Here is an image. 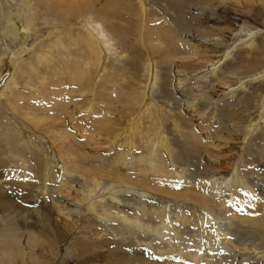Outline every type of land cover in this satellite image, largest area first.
<instances>
[{"label": "rangeland", "instance_id": "obj_1", "mask_svg": "<svg viewBox=\"0 0 264 264\" xmlns=\"http://www.w3.org/2000/svg\"><path fill=\"white\" fill-rule=\"evenodd\" d=\"M88 14L109 51L94 36L98 53L89 47ZM16 15L30 30L17 38ZM177 42L201 53L171 59ZM0 60V250L11 248L0 264H264V223L229 203L203 211L75 165L136 178L151 159L175 180L213 179L264 203V0H0ZM34 113L62 125L35 126ZM168 213L174 230L161 237Z\"/></svg>", "mask_w": 264, "mask_h": 264}, {"label": "bare ground", "instance_id": "obj_2", "mask_svg": "<svg viewBox=\"0 0 264 264\" xmlns=\"http://www.w3.org/2000/svg\"><path fill=\"white\" fill-rule=\"evenodd\" d=\"M261 1H263V0H261ZM12 17L14 19L10 20V25H9L10 28L8 29V31L11 32V34L15 38L19 37V35L20 36L22 34L24 35L25 33H28L30 31L29 28L26 27L25 21L18 19V15L12 16ZM17 20L19 21V23H17ZM21 21H22V24H21ZM78 23H79L78 24L79 27L83 26L84 28H86V31L89 34L88 36H86L87 40H88L87 43L89 44V47L94 52V54L98 53V50H97L98 46L95 44L96 41H97V44L99 45V47L101 48V51H103L104 53H105V51L110 50V48L107 47L106 45L113 44L114 41H113V38L109 35V33L106 31V29L104 28V26L102 24L98 23V21L92 20L91 16L89 14L86 17L80 19L78 21ZM71 29L66 30V31H71ZM145 31L146 32H145L144 38H145L146 44L148 46H150L151 48L157 47V42L160 43L159 40L161 41V38H158V35H156V33L148 31L147 28H145ZM148 32H150V33L148 34ZM89 36H91V38H88ZM93 36L96 39V41L92 39ZM24 37H27V36H24ZM164 40H162V43H164ZM165 47H168V46H165ZM165 47H164V50H165ZM157 49H159V47ZM165 51H167L166 54L171 59H177V58L186 59V58H191L192 55L198 56L201 53V46L198 44H192L189 42H185V43L177 42L176 47H175V45H173L170 48H166ZM189 54H192V55H189ZM1 61L2 60H0V62ZM14 61L15 60H13V62ZM3 73H4V70L0 67V80L3 76ZM0 89H2V88H0ZM52 94H54V93H52ZM45 99H47V98H45ZM56 104H59V103H57V101L52 102L49 99L46 102V105L49 107L56 105ZM59 106L64 108L68 105L61 103V104H59ZM147 106L148 105L145 104V108H147ZM90 110H91V108H90ZM74 112L75 111L73 110L72 113H74ZM57 113L56 114L48 113V114H44V116H37L34 113L31 116L30 120L33 122V124L35 126L38 124L43 125V124L48 123V122L55 124V123L61 122V119L58 117ZM66 113H67V111H66ZM74 115L71 114V116H70L71 117L70 119L71 120L73 119L72 122H75L76 117H74ZM63 116H64V114H63ZM25 117H26V115H25ZM59 125H62V122ZM105 130H107V132L109 131V129H107V128ZM131 143L133 144V142H131ZM168 150H167V154L168 153L170 154V152ZM153 156H157V154H154ZM170 157H171V155H170ZM70 160L73 161L74 159L70 158ZM157 161H155V162H157ZM75 165L77 167V171H80L87 176H92L96 183L98 181L99 182L100 181H106L107 183L110 182L112 184H116V185H119L121 187L125 186V187H128L129 189H137V190L145 189L148 192L153 193L154 195H157V196L172 197L178 201H183L185 203L192 204L193 206L198 207L203 211L207 210V209L210 210L212 207H215V206H224L226 203H229L230 204V212L232 214H235L236 216L238 215L239 217H241L245 220H249V221L255 220V221H259V223H264V203L255 199L252 196L250 190H247L248 195H247V197L243 198V200H242L243 202H242L239 200V198H238L239 196H238V194H236L234 192V190L232 193H228L226 190V188H228V187L225 186L226 188H224V187H222L223 185L216 184V181L213 179L209 180V181L202 179L196 183L194 180V184L186 182L187 179L184 182H182L181 179L175 180V178L173 177L175 172L168 170V168L164 167V165H162L161 169L157 170L156 165L153 166V160H151V159H150V162H145L144 165L142 164V160H140V165H143L144 168H150L153 166L154 171H157V172H154L153 174H155L157 177H154V176L151 177L149 175V172H148L149 169H147L145 171L144 168H140L139 166H138V169L136 172V178H134L132 175L131 176L120 175L117 165H113L111 167L110 165H104L103 164L102 166L95 167V168L87 167L85 165L81 166L78 163L77 164L75 163ZM166 166H168V165L166 164ZM179 173H180V177H182L181 172H179ZM163 177H166L168 180V182H167L168 186L167 187H164L161 184ZM135 221H136L137 225L140 227L141 225L138 222V219H135ZM162 221L165 222V227L162 226ZM179 221L181 223L179 222L178 225L185 224L186 222H188V220L186 221L185 217H182L181 220H179ZM123 222L124 223H130L129 220H128V222L126 220H123ZM171 224H172V220H171V217L168 213L166 216H164V218L161 219V226H160V228L158 227L157 233L162 237V236H164V230H166L167 232L174 230L173 227H171ZM3 229H8V227L7 228L5 227ZM174 232H176V231H174ZM178 233L176 232V234H178ZM30 234H32V233H29V235ZM14 238L16 239L17 243L20 242L19 237H14ZM161 239H162V241H164L167 239V237L161 238ZM167 241H169V243L171 245L172 241H171L170 237ZM180 242L178 244V248H179V250H181V253L183 254V256L188 257V256L192 255L191 251L188 250V248H185L184 245L180 244ZM5 245H6V247L1 248L0 253L3 257H9L8 255H10L9 251L11 250V248H10V246H8V244H5ZM140 263H142V264H145V263L154 264V262L146 261L145 258H143L140 261ZM155 263H159V262H155ZM5 264H8V263H6V261H5ZM159 264H163V263H159Z\"/></svg>", "mask_w": 264, "mask_h": 264}]
</instances>
